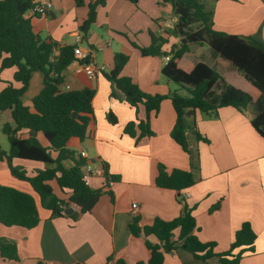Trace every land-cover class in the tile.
<instances>
[{
	"label": "crops",
	"instance_id": "1",
	"mask_svg": "<svg viewBox=\"0 0 264 264\" xmlns=\"http://www.w3.org/2000/svg\"><path fill=\"white\" fill-rule=\"evenodd\" d=\"M40 1L53 4L47 17L32 18L33 30L42 40L55 41L59 46L72 45L80 35L82 46L95 51L96 63L106 66V71L94 79L76 74L72 64L63 73L70 91L91 89L95 96L86 138L69 140L67 149L75 155L63 160L62 165L67 170L79 165V161L95 168L106 166L108 174L117 180L107 189L112 192L113 201L104 193L89 214L80 215L77 210L73 213L75 220L70 215L54 217L52 211L42 206L31 184L12 176L7 162L0 161V184L33 196L40 217L39 225L32 230L0 224V241L15 244L19 257L18 261L4 259L0 253V264H118L119 261L147 264L150 251L146 240L153 244L157 240L153 236L147 239L133 236L129 226L134 217L140 218L142 227L151 225L156 218L172 221L182 214L184 203L193 208L199 240L215 243V252L219 254L229 250L236 232L243 223L249 222L257 239L254 250L244 253L239 264H264V138L251 124L253 107L245 113L234 107H223L217 116L196 112L189 118L193 128L188 132L191 155L171 137L176 113L170 99H165L159 113L151 118L153 136L136 142L124 133L128 123L136 118L145 119V108L139 106L136 112L120 95H113V83L106 74L114 68L116 53L129 56L122 75L131 78L144 92L171 95L184 90L163 75V57L143 56L133 45L150 46L152 35L168 41L163 51L181 44V36L171 31L163 33L160 27V21L165 18L177 22L172 5L161 0H138L137 3L104 0L105 4L97 8L96 23L84 37L80 27L88 17L89 4L98 0H84L83 6H77L76 0ZM208 9L214 12L216 31L258 36L264 42V0H213ZM203 44L192 46L183 61L205 63L227 83L242 85L244 77L237 69ZM15 71L13 68L0 73V92L7 82H13ZM43 87V73L33 72L22 102L32 108L33 99ZM109 114L115 116L116 124L109 121ZM6 123H14L10 110L0 113V146L9 152L10 145L5 147L2 132ZM196 131L207 142L199 140ZM19 136L35 137L43 147H50L43 133L23 129ZM83 152L86 157L81 156ZM57 156V152L51 151L52 158ZM13 164L29 176L55 167L21 159H14ZM159 165L168 172L180 169L192 173L195 184L182 191L180 197L174 190L158 187L155 180ZM51 185L59 198L68 199L69 194L62 193L55 181ZM103 186V177L92 178L93 189ZM133 204L139 207L137 213L133 212ZM177 236L178 233L175 239ZM218 262V258H213L209 263ZM163 264L205 263L178 250L166 254Z\"/></svg>",
	"mask_w": 264,
	"mask_h": 264
},
{
	"label": "trees",
	"instance_id": "2",
	"mask_svg": "<svg viewBox=\"0 0 264 264\" xmlns=\"http://www.w3.org/2000/svg\"><path fill=\"white\" fill-rule=\"evenodd\" d=\"M161 1L173 7L177 22L171 32L182 37L181 44L163 51L162 47L168 41L164 37L152 35L150 46L133 45L143 56H171L162 73L169 81L186 90L188 96H181L178 92L171 95H151L144 92L131 78L122 75L129 56L116 53L114 68L106 74V78L113 83V95H120L136 112L139 106L145 108V119L139 121L136 118L128 123L124 133L136 142L153 136L151 118L159 113L162 102L170 99L176 113L171 137L189 155L192 152L188 132L193 129L189 118L196 112L217 116L223 107H234L242 113L253 107L255 113L251 124L264 138V42L258 36L216 31L214 12L202 0ZM76 4L83 6L84 0H76ZM104 4V0L89 4L88 17L80 27L84 37L96 23L98 6ZM32 7V0H0V73L16 69L13 82H7L0 92V113L10 110L14 122L2 126L10 149L6 152L0 146V161L7 162L12 176L31 184L39 195L42 206L52 211L54 217L66 216V209L61 205H75L79 208L80 215L89 214L104 193L110 195L113 201V194L107 190L110 187L106 181L112 179L115 182L117 179L111 177L107 167L103 166L104 186L93 189L83 181L85 165L82 161L70 170L63 167L62 161L75 155L67 149L71 138H86L90 116L93 115L95 92L91 89L60 90L59 86L64 83L63 73L75 60L76 44L59 46L55 41L42 40L33 30L32 18L40 16L29 13ZM197 23H201V26L193 30L192 25ZM196 43L208 44L215 54L230 62L244 77L242 85L227 83L215 69L205 63L191 64L183 61L184 55L190 51V45ZM36 71L43 73L44 87L33 99L31 108L22 102L21 97L29 87L32 73ZM216 88H220L219 94H215ZM108 119L112 124L117 123L112 114L108 115ZM23 129L34 134L43 133L50 147H43L35 137L21 138L19 132ZM196 135L199 140L207 142L197 131ZM51 151L58 153L55 159L51 157ZM14 159L43 162L55 167L29 176L22 168L14 166ZM53 181L62 193L69 194L67 200L54 193L51 185ZM155 184L160 188L176 191L180 197L182 191L195 184V178L188 171L174 169L168 172L163 165H159ZM218 207L219 205L214 209ZM69 217L76 219L73 214ZM39 223L40 217L33 196L0 184V224L7 228L32 230ZM129 229L135 237L147 239L153 236L157 240L154 244L146 240L150 251L147 264H163L166 254L178 250L190 253L205 264H210L213 258H218L217 264H239L244 253L254 250L257 239L251 224L245 222L236 232L229 250L216 253L215 243H204L197 237L199 228L193 216V208L186 203L182 214L172 221L156 218L151 225L142 227L140 218L136 216ZM0 253L4 259L19 260L16 245L6 240L0 241ZM118 264L125 263L119 261Z\"/></svg>",
	"mask_w": 264,
	"mask_h": 264
},
{
	"label": "built area",
	"instance_id": "3",
	"mask_svg": "<svg viewBox=\"0 0 264 264\" xmlns=\"http://www.w3.org/2000/svg\"><path fill=\"white\" fill-rule=\"evenodd\" d=\"M33 7L30 10L31 15H38L40 17H47L49 13L53 9V4L51 2H42L40 0H32ZM175 21L172 18H165L160 21V27L161 31L168 32L172 31L175 29ZM82 37L76 36L75 37V44H76V49H75V60L72 62V65L75 66V73L76 74H84L86 75L89 79H94L96 78L100 73H103L106 71V66L103 64H98L95 61L94 58V50L90 48H84L82 46ZM57 53V52H56ZM171 56H164L163 60L164 63L166 64L170 60ZM61 91H70L71 86L68 84L63 83L62 85L59 86ZM82 157H86V153H81ZM100 176L103 177L104 182V170L103 168H95L91 164H87L84 166L83 169V181L86 186L91 187V180L93 177ZM108 184V187H112L114 185V181L112 179H109L106 181ZM63 209H68V208H73L74 211L79 210V208L75 205H70V206H65L61 205ZM132 209L134 213H137L139 210V207L137 204L132 205Z\"/></svg>",
	"mask_w": 264,
	"mask_h": 264
},
{
	"label": "rangeland",
	"instance_id": "4",
	"mask_svg": "<svg viewBox=\"0 0 264 264\" xmlns=\"http://www.w3.org/2000/svg\"><path fill=\"white\" fill-rule=\"evenodd\" d=\"M202 2L206 5L207 8H211V6H212V4H213V0H202ZM34 20H36V19H34ZM197 25L200 27V26H201V23L194 24V25H192L191 28H192L193 30H195V29L197 28ZM203 47H204V48H210L209 45L206 44V43L203 44ZM219 89H220V88H216V89L214 90V91H215V94H219V92H220ZM179 91H180L181 96H184V97L188 96V92H187V91H185V90H179ZM250 108H251V107H250ZM250 108H248V109H250ZM3 139H4L5 147L8 148V147H9V142H8V140H7V137L4 136Z\"/></svg>",
	"mask_w": 264,
	"mask_h": 264
},
{
	"label": "water",
	"instance_id": "5",
	"mask_svg": "<svg viewBox=\"0 0 264 264\" xmlns=\"http://www.w3.org/2000/svg\"><path fill=\"white\" fill-rule=\"evenodd\" d=\"M74 43H72V45H73ZM195 44H191L190 45V50H192L193 49V47L192 46H194ZM76 114L74 113V116H75ZM262 130L264 131V126L262 127ZM74 213V209L73 208H68L67 210H66V212H65V214L66 215H72Z\"/></svg>",
	"mask_w": 264,
	"mask_h": 264
}]
</instances>
